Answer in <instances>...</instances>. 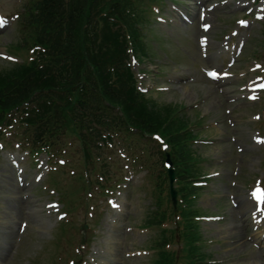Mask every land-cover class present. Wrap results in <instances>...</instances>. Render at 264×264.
Instances as JSON below:
<instances>
[{
	"label": "rangeland",
	"instance_id": "374dc122",
	"mask_svg": "<svg viewBox=\"0 0 264 264\" xmlns=\"http://www.w3.org/2000/svg\"><path fill=\"white\" fill-rule=\"evenodd\" d=\"M221 19L226 20L222 17H217V21L220 22ZM219 23H214L215 28L218 27ZM155 26V25H154ZM221 26V25H220ZM156 27V26H155ZM166 30V29H165ZM255 34V31H253ZM197 34V28L196 26H178L177 29H169L167 32L162 34V30L158 29V31H154L153 35L154 37H151L150 34L147 35V42L150 44V52L154 51V56L151 61V63L146 64L150 66H155V64H161V66L164 69V72L167 71L170 76H172V73L175 74V76L178 77V80L176 83L167 84L165 83V79L163 77L159 78L157 83V86L159 88L166 87L168 90L166 92H163L162 94H156L151 93L152 97L156 99L157 103L160 105H167V104H189L192 105L195 101H198L203 94L210 91V84L208 83L201 75L200 69L205 67L204 61L202 60L200 53L197 48L196 44V35ZM11 39V38H10ZM10 39L7 38V40H1V46L5 44L10 43ZM158 39L160 43H155V41ZM251 38H249L247 45H250ZM158 47H161V49L164 51V54H162ZM177 47V48H176ZM171 51L170 55L168 54V57H165L167 54L166 51ZM166 50V51H165ZM148 68L152 69L153 71L156 70L155 67ZM249 64H246L245 61L236 67L239 68H247ZM149 79H152V82L155 83V80H153L152 76L148 75ZM154 86V85H152ZM187 90L194 91L196 93L195 99L191 101H187L184 97L186 94H188ZM189 96V95H188ZM263 98H260L262 100ZM219 101V107L215 103L216 101ZM210 101V99H209ZM207 102H200L199 103V109L200 110H206L208 108H211L210 111V117L208 119H213V121L221 120L222 122L218 124L219 129H213V131L206 133V136H213V137H222L223 139L218 144H213L208 147L202 148L199 147L200 151H203V154H205L208 158H214L215 156H219V151L222 149L223 151H226L228 156L229 152L233 151L235 156V147L232 146V144H229L227 141V137L230 136L229 131L226 126V115L224 114V111L227 110L229 107L226 106L224 101L221 99V97L216 93L213 94L211 99V104L209 103L207 107ZM200 113V112H199ZM189 116V112L187 113ZM248 113H244L243 117H245ZM207 119V120H208ZM221 131V133H219ZM244 144H249L248 139H243ZM226 154V155H227ZM244 160H246L249 156L252 155V153H246L243 152ZM236 159V158H235ZM223 166L218 167V169H223ZM258 173V172H257ZM262 174H264V171H261ZM256 174V173H255ZM251 177H249L246 174H243L241 176V179H237V184H242V181H249ZM137 181V179H135ZM230 181L231 179L229 176H225L223 182L218 186L216 190H214L213 194H215L218 198L225 197L226 192L231 190L230 187ZM16 180V174L15 171L12 170V168L9 165V159H6L4 161V164L0 166V220L2 222H6L7 224H14L15 221H17L23 212V205L24 203L20 202L19 200L15 199V196L19 195V188L17 185ZM135 184L133 183L132 186ZM238 188V187H237ZM125 190L123 192L124 194H127ZM213 199L209 198L208 201L202 202V206L206 208H210L213 206ZM225 210L230 211V207L228 206V203L225 202ZM142 206H137V209H134L133 212L135 214L138 213V210ZM213 211V209H212ZM143 214L136 215L133 217V220L135 222H139ZM231 221H234L235 223L233 225H236V222H240L239 219L236 217L232 218ZM228 222L223 223L222 225H208L203 227V231L207 233L210 237L214 238L215 240H222L223 242H231L224 247H219V250L217 251L220 256L218 258H225V257H232V256H241V260L239 261L240 264H249L248 258L245 257L246 252L250 248L248 243L246 241H243V239H246L245 235L249 234V231H246L243 229L241 232L240 230H232L230 232ZM226 225V227L222 228V226ZM3 235H0V244H5L6 246H9L11 248V251L9 253L11 256L14 252V246L15 241L17 240L15 237H13V234L10 230L3 228ZM123 233V230L112 228L110 229V232H107L108 236H102L97 243L95 244L96 247H102V248H108L111 249V255L112 256H119V245L120 242H123V239L119 238L117 234ZM243 233V236H242ZM242 236V237H241ZM59 238V237H58ZM109 238V240H108ZM60 239V238H59ZM28 240V239H27ZM119 240V242H118ZM247 240V239H246ZM137 243V242H135ZM31 251L33 249L37 248V243L31 244ZM215 250V247H214ZM215 259V258H214ZM130 262H133V264H136L137 260H132L131 258H128ZM56 261L52 259L51 264H54ZM259 264L260 262H255Z\"/></svg>",
	"mask_w": 264,
	"mask_h": 264
},
{
	"label": "trees",
	"instance_id": "16d2710c",
	"mask_svg": "<svg viewBox=\"0 0 264 264\" xmlns=\"http://www.w3.org/2000/svg\"><path fill=\"white\" fill-rule=\"evenodd\" d=\"M63 3V0L61 2V4ZM86 4V0H71L69 1V3L67 4L66 7V11H65V21H63V26L61 28V33H67L70 34L71 30L74 28V25L76 22H78V20L81 18L82 15V11L85 7ZM60 5V2H59ZM57 38H59V34L56 35ZM117 101H119V105L121 106L122 110H123V114L125 116V120L126 121H135L136 123H138L141 126H138L142 129L145 130H150L155 128L158 123L157 121H155L154 119L150 118L148 120V123H145V121L140 118V117H136L137 121L134 119L133 115L131 114L134 110L133 107H137V106H141V103L138 100H133V101H128L126 99L124 100H120L118 99ZM156 122V124H155Z\"/></svg>",
	"mask_w": 264,
	"mask_h": 264
},
{
	"label": "snow or ice",
	"instance_id": "6c2138e0",
	"mask_svg": "<svg viewBox=\"0 0 264 264\" xmlns=\"http://www.w3.org/2000/svg\"><path fill=\"white\" fill-rule=\"evenodd\" d=\"M7 21L4 20L3 18H0V26H3L4 24H6ZM208 26L205 25V28H207ZM9 59H11V57H9ZM214 75V73H213ZM264 142V141H261ZM253 197L257 200L260 201L261 203H264V194L261 193V190L259 188H257L253 193H252Z\"/></svg>",
	"mask_w": 264,
	"mask_h": 264
}]
</instances>
